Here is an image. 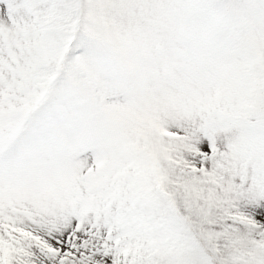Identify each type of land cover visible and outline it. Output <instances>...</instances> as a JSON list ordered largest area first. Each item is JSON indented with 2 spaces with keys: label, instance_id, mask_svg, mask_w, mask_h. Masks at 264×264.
<instances>
[{
  "label": "snow or ice",
  "instance_id": "1",
  "mask_svg": "<svg viewBox=\"0 0 264 264\" xmlns=\"http://www.w3.org/2000/svg\"><path fill=\"white\" fill-rule=\"evenodd\" d=\"M0 264H264V0H0Z\"/></svg>",
  "mask_w": 264,
  "mask_h": 264
}]
</instances>
